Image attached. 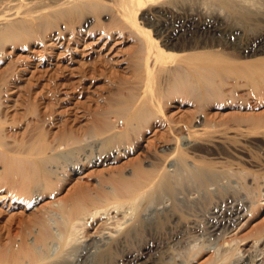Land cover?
Instances as JSON below:
<instances>
[{
	"label": "rangeland",
	"instance_id": "rangeland-1",
	"mask_svg": "<svg viewBox=\"0 0 264 264\" xmlns=\"http://www.w3.org/2000/svg\"><path fill=\"white\" fill-rule=\"evenodd\" d=\"M22 1L24 6L20 15L25 12L36 15L48 13V9L63 0ZM99 1L107 6L85 10L70 22L61 20L53 25L41 26L37 34L30 38L2 45L0 95L3 96L6 113V123L2 127L6 130L5 137L0 140L15 149L35 140L48 139L56 147L58 141H64L62 150L48 151L47 154L56 155L58 160L50 165L52 170L72 175H69L70 179L56 173L51 178L49 176L51 186L38 201L30 199L18 204L10 199L0 200V227H11L10 234L19 241L21 232L32 241L34 235L30 232L36 231V228L30 225V221L42 210L50 212L70 193L82 192L86 189L84 187L93 189L109 176L129 175L137 165L153 168L167 153L177 155L188 149L189 156H194L185 144L190 130L188 125L207 124L206 133L197 138L200 143L194 152L212 161L218 174L213 181L215 184L208 186L214 192L210 210L199 206L200 209L197 207L190 211L188 218L181 220L182 223L176 221L168 225L166 222L162 231H150L142 240L143 244L152 243L150 249L144 250L136 244L133 245L134 254H144V259L152 260L153 264L212 263L223 249L227 250L228 258L230 256L224 264H235L238 258L245 255L254 257L264 254V86L252 90L249 86L234 87L232 84L235 82H231L219 94H205L201 99L188 93L168 96L166 92L164 119L155 120L167 124L162 126L157 136H152L147 121L139 124L135 120V98L154 97L165 90L166 85L155 78L149 82L146 79L141 69L143 37L129 24V18L119 4L121 0ZM166 9L159 4L149 6L138 13L137 22L151 29L154 37L162 40V28L179 25L184 18L194 15L192 9L177 14ZM3 10L0 7V14ZM231 26L229 36L207 31L205 34L190 35L187 44L195 50L210 47L224 50L226 47L225 50L236 52L241 61L264 58V50L245 53L242 48L244 38L235 32L234 25ZM250 42H253L252 47L255 43L263 45L264 31L255 42ZM169 49L179 52L178 49ZM170 120L185 127L177 132L176 139L169 132ZM110 149L120 153L114 163L80 167V172L72 166L76 159L84 155H99ZM175 164L170 168L173 169ZM243 169L249 170V178L240 180L233 175ZM195 186H186V190L179 191L180 195L177 192V198L180 200L181 196V200L186 202L201 200L205 191ZM181 192H185L184 195ZM165 197L162 200L167 201L168 197ZM216 207L241 210L238 218L221 233L210 229L209 218L213 217L211 213L216 211ZM101 224L102 221H99L89 227L88 234L94 236ZM54 243L51 244L52 250L56 248ZM131 258L133 256L127 257V260Z\"/></svg>",
	"mask_w": 264,
	"mask_h": 264
},
{
	"label": "bare ground",
	"instance_id": "bare-ground-1",
	"mask_svg": "<svg viewBox=\"0 0 264 264\" xmlns=\"http://www.w3.org/2000/svg\"><path fill=\"white\" fill-rule=\"evenodd\" d=\"M119 4L124 9L125 16L129 18V24L143 37L141 69L146 79L149 82L155 78L166 85L165 90L156 93L154 97L135 98V102L137 101L135 120L139 124L147 121L152 136H157L162 126L167 124L155 120L164 119L166 92L168 96L188 93L201 99L205 94L207 96H211V93L219 94L231 82H235L232 84L234 87L249 86L252 90H259L264 86V58L241 61L236 52L227 51L226 47L224 50L214 47L195 50L196 48L187 44L190 35L205 34L207 31L229 36L231 35L228 34L229 27L234 25L235 32L244 38L241 39L245 53L263 51L264 44L255 43L252 47L253 42L250 41L255 42L263 34L264 0H121ZM158 4L172 14L192 9L194 15L188 19L184 18L179 25L162 28L160 40L154 37L151 29L144 28L137 22L141 10ZM101 5L107 6L99 0H63L55 7L48 6L52 8L48 9L46 14L41 12L34 15L25 12L24 15H20V9L24 6L22 0H0V7L4 9L0 14V50L6 42L14 43L36 35L37 29L41 26L53 25L61 20L70 22L85 10ZM169 48L178 49L179 52L169 51ZM2 99L3 96L0 95V138L5 137L6 130L2 127L6 123ZM168 124L169 132L175 139L177 132L185 128L173 120ZM206 125H188L190 130L188 142L185 144L186 148L192 150L194 156H189L188 149L177 155L167 153L161 158V163L153 168L137 165L129 175L109 176L93 189L81 185L86 188L82 192L70 193L66 200L58 203L59 205L54 206L50 212L42 210L44 213L35 215L30 221V225L36 228V231L30 232L34 235L32 241L23 232L19 235V241L10 234L11 227L7 225L0 227V264H150L152 260L144 259V254H134L133 245L139 244L144 250H149L152 243L143 244L142 240L151 233L150 231L158 233L166 222L168 224L187 219L189 212L195 208L203 206L208 209L211 205L214 192L208 186L214 183L218 174L212 161L201 158L194 152L200 143L198 136L206 133ZM35 141L21 144L24 145L23 148L15 149L0 140V164L3 165V169L0 170V200L10 199L18 204L30 199L32 202L38 201L48 192L51 186L49 176L51 178L53 173L62 174L70 179L72 174L51 169L50 165L58 160L56 155L47 154L48 151L62 150L65 142L58 141L56 147L48 139ZM116 152L118 151L110 149L99 155L87 154L81 159H76L72 166L78 171L80 167L88 165H108L114 163L120 155L118 152L116 156ZM171 162L176 163L173 169L170 168L173 164ZM62 169L64 170V167ZM250 174L249 170L244 169L233 173L240 180L249 178ZM195 185L205 191L203 198L200 197L201 200L186 202L185 199L181 200L183 198L181 196L179 197L181 201L177 198L180 195L179 191L186 190V186L194 188ZM39 186L40 188L36 189ZM183 193L181 192V195H184ZM195 193L197 195V192ZM163 196H167L168 200H162ZM228 207H216V211L212 210L213 217L209 219L213 232L221 233L240 215V208ZM99 221H102V224L98 232L94 236L88 234V228ZM52 243L56 245L54 250L51 249ZM227 254V250L223 249L217 260L213 259L212 263L209 261L203 264H224L230 258ZM130 256L133 258L127 260ZM235 264H264V254L254 257L245 255L238 258Z\"/></svg>",
	"mask_w": 264,
	"mask_h": 264
}]
</instances>
